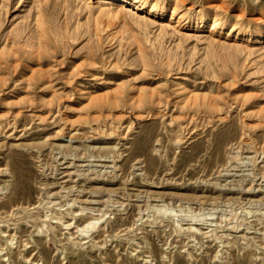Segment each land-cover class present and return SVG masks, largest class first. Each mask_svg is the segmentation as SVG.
<instances>
[{"label":"rangeland","instance_id":"374dc122","mask_svg":"<svg viewBox=\"0 0 264 264\" xmlns=\"http://www.w3.org/2000/svg\"><path fill=\"white\" fill-rule=\"evenodd\" d=\"M101 1L0 0V50L12 46L0 56V180L9 183L0 182V264H264V123L245 115L251 101L264 103V53L238 55L231 79L217 68L207 28L179 23L159 36L176 58L160 64L151 49L143 69L129 38L95 39L94 21L137 29L127 8L106 19ZM169 1L191 15L215 6L264 26V0ZM38 9L60 37L50 33L37 56L24 37L37 34ZM151 24L149 36L160 29ZM119 85L131 97L109 107ZM152 87L168 111L139 102L138 89ZM188 89L228 98L226 119L183 120L172 102ZM42 209L72 214L46 228ZM89 218L101 219L80 231Z\"/></svg>","mask_w":264,"mask_h":264},{"label":"bare ground","instance_id":"6f19581e","mask_svg":"<svg viewBox=\"0 0 264 264\" xmlns=\"http://www.w3.org/2000/svg\"><path fill=\"white\" fill-rule=\"evenodd\" d=\"M83 1L86 3L91 2V0H83ZM97 3L99 5L100 4H107L106 8L100 9V13L106 14V16H107L106 19H108V20H110V19L115 20V18L117 19L118 14L120 16V12H123L125 10V8H127L126 10L130 12V20L133 22V24L136 25L137 29H136V34H132V33H129L127 30H125L124 28H122L121 26L114 25L110 21H106V22L94 21L93 25H92L93 26L92 32L95 36V39L98 42L102 41V40H106L107 42H110V41L114 40L115 38L116 39H118V38H120V39L129 38V42L131 44H135V49H136L137 55H138L142 65H143L142 66L143 69L148 68L151 64V60H150V57H151L150 56V50L151 49L156 51L155 52L156 54L155 53L154 54L157 55V58L160 57V60H159L160 64H162L164 62L163 59L166 61L167 64H170V62L176 58V56H177L176 51L171 49V48L167 49L165 47V45H163L161 43L159 36H161L163 33L167 32L166 27L170 26L174 29L175 28L174 26L177 27V25H179V23H181L182 25L187 23L186 27H188V28H198V29L207 28L206 32H208V34L206 36H204L205 37L204 39L207 42V46H210L212 49V51H211L212 56L214 57L215 62L218 66L217 68H219V70L222 72L229 71L230 72L229 77L231 79H234V77L236 76L235 70L237 69L236 68V66H237L236 62H237V56L238 55L243 54V56L244 55L247 56L249 54H252L255 51H261L260 53H262V54L264 53V26H262L259 23L253 24L249 20L248 21H239V18H234V20H233L231 17H229V18L225 17L223 14V10H220L222 12L215 10V9H217L215 6H210V8H200L195 14L191 15L190 10H187V9H186L187 11L180 12L178 4L176 2L170 3L169 0H105V1L103 0V2L101 1V2H97ZM252 8H254V6L251 7V9ZM254 9L260 10V7L256 5ZM224 11L226 12V10H224ZM59 12H60V10H59ZM35 14H36L35 31L37 34L36 35L32 34V35H29V37H24V38H26V39L28 38L25 45L30 47V53H34L35 55L38 56V54L40 53L39 50L41 48H45L46 44L48 46L50 33H53V35H55V36H59L60 26H59V24L58 25L52 24V20H54V19L53 18L51 19L48 16L46 17L45 15H43V12L40 11V9H38V11L36 10ZM239 15L240 14H236L235 16H239ZM161 18H163V19L166 18L167 20L164 21ZM170 21H174L177 24L171 25ZM148 23H152V24L157 23L160 26L159 31L158 32L155 31L157 33H155V34L153 33L154 35L153 36L150 35L151 37L148 35L149 33L147 32V29H146V24H148ZM81 25L82 24H80V27H81ZM124 31H126V34H124ZM22 32H24V29ZM27 35H28V33H27ZM14 36L17 37L16 38V40H17L20 37L19 32L17 31ZM20 39L21 38H19V40ZM155 41H157V42H155ZM147 43H148V45H147ZM102 44H103V42H102ZM167 47H169V46H167ZM11 48H12V46H5L4 45L3 49L0 50V56L5 55V58H6L9 55L8 50H10ZM36 51H38L39 53H36ZM217 62H219V63H217ZM157 63H158V61H157ZM262 63L264 66V62H262ZM209 66H210V63L207 62L206 69ZM75 68H77V67H75ZM212 71L215 72V70L213 68H212ZM32 73H37V75L43 76L46 74V71H44L42 69H35L32 71ZM47 75H48V72H47ZM47 80H48V78H47ZM119 89H121V90H119ZM115 90L118 91L119 94L117 95V97H114L108 101L109 107L114 106L120 100H127L128 101L129 98L131 97V95L127 94V92L125 91V88L122 85H119L118 87H116ZM162 92H163L162 89H160L158 87H152L149 89L139 88L138 89V93H139V97H140L139 102H142L143 103L142 105H146V106L156 103L157 105H159L162 108V110L167 109L166 111H168L170 101L166 98L165 94H163ZM184 92L185 93H183L181 96H178L174 100V102H172V105L178 110L177 111L178 115L183 120L185 119L188 122L192 121L193 123H195V121L198 118H199V122H200V120L203 118H206V117L212 118V117H215V115L218 118V119L216 118L217 120L222 121V120L226 119V116H224V114L223 115H221V114L226 111L228 98H225L223 95H220L218 93H213L211 91L202 92V91H193V90L188 89V90H185ZM106 93H108V91H106ZM235 97H236V95L234 96V98ZM248 99H249V96H246L244 98V101H242V102L238 101L237 104L239 106H242L243 104H245V102ZM250 105H253L254 107L252 109H246L245 115H251V116L257 117L258 120L254 121L255 125H262L264 123V103H261V101L256 100V101H251ZM98 106H100V105H98ZM248 107H252V106H248ZM166 111H164V112H166ZM197 114L198 115L200 114V116H198ZM242 119H241V121H242V123L245 124L244 126H247V125L249 126V124H247V121H245L244 119L242 120ZM250 125H252V124L250 123ZM194 126H198V124H194ZM69 131L70 130H68V132ZM0 182L2 183V186H1L2 188L9 187V183L7 180H5V179L0 180ZM232 186H234V185H232ZM43 200H45V199H43ZM66 202L68 203V201H66ZM69 203H70V201H69ZM41 204H42V202H41ZM3 206H4L3 207L4 209L9 207L8 205H5V204ZM86 206H88V205H86ZM32 207H35V206H32ZM60 207H61V205H60ZM41 208H43V207H41ZM86 208H89V207H86ZM100 208H103V207H100ZM43 209H42V214L39 215L40 222L42 223V225L47 223V221H49V220L54 221V222L61 221L65 215L72 214L71 209H68L67 211H63V210L53 211V212L51 211L52 213H50V214H46V212H45L46 210L43 211ZM29 211H27V212H29ZM48 211H50V210H48ZM99 211H101V210H99ZM13 212H15V211H13ZM190 213H192V212H190ZM198 213H199V211H198ZM192 216H194V215H192ZM204 216H201V217H204ZM0 217H1V219H3V216H0ZM177 218H179V217H177ZM4 219H6V218H4ZM97 219L98 218H89L85 222H82L83 224L81 223V226L80 225H79L80 227L78 226L80 231L83 232V231H85L86 228L92 227L94 225V223L95 222L97 223L101 218L99 220H97ZM170 219L173 221V224H174L173 228L175 229L178 226L177 222L175 221L176 219L175 218H174L175 220L173 218H170ZM179 220H180V218H179ZM177 221H178V219H177ZM67 224H69V222ZM42 227H44V226H42ZM46 228H47V225H46ZM177 228L180 229L182 227L180 225ZM186 228H187V233L189 236H191L192 234L195 233V230L192 228V225H189ZM79 229H78V231H79ZM182 229H184V228H182ZM36 244H39V241H36Z\"/></svg>","mask_w":264,"mask_h":264}]
</instances>
